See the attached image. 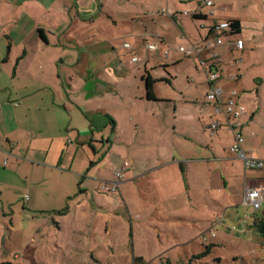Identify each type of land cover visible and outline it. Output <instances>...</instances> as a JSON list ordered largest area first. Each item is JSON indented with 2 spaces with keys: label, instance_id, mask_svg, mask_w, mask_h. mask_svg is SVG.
<instances>
[{
  "label": "crops",
  "instance_id": "obj_1",
  "mask_svg": "<svg viewBox=\"0 0 264 264\" xmlns=\"http://www.w3.org/2000/svg\"><path fill=\"white\" fill-rule=\"evenodd\" d=\"M97 2L0 0V202L13 207L12 203L25 193L26 205L33 211L54 209L63 216L85 203L82 199L74 208L61 206L60 200L77 194L73 190L77 181L81 195L75 199H90L89 211L102 210L105 202L115 200L105 193L119 192L118 198L129 207L146 197L143 191L150 185L167 197L173 181L177 186L188 179L197 199L208 198L211 185L241 183L244 196L246 186L264 184V178L251 177L259 172L264 175V167L246 171L243 160L230 151L233 132L226 117L216 115L214 103L207 98L208 73L217 68L215 84L223 88V98L236 90L238 103L245 107L244 148L264 160V66L258 68L245 60L254 49L264 47V20L250 18L252 34L248 37L240 17L228 14L221 18L239 20L241 31L239 36L224 34L223 43L213 48L221 59L216 65L209 51L199 57L193 55L197 66L207 73L202 81L207 91L205 100L195 105L190 100L158 94L155 86L156 99L147 97L143 85L147 74L156 81L167 79L154 72V53L160 47L147 49L146 41L151 42L153 35L141 34L137 43L144 44L148 55L142 65L132 62L137 45L129 42L128 32L98 35L97 22L110 31L109 23L117 22L108 19L112 18L109 4ZM183 2L186 0L176 1L177 5L169 9L185 27L181 37L184 45L204 43L210 35L198 31L195 36L189 31L181 11ZM212 10L210 14H216ZM192 11L204 15L192 16L200 28L212 25L198 6ZM221 19H214L213 25ZM161 27L159 21L151 19L154 37L163 39ZM126 29L129 31L128 26ZM238 37L245 40L243 49L234 45ZM125 42L132 46L124 47ZM163 56L167 57V52ZM200 58L207 60L205 66ZM216 116L223 124L211 135L208 127ZM83 148L87 152L82 155ZM119 167L125 169L121 179L114 172ZM114 183L115 191L104 190L103 186ZM44 198L54 202L53 206H39ZM261 212L264 214V209ZM243 220L239 225L246 232L250 223ZM203 240H208L207 235Z\"/></svg>",
  "mask_w": 264,
  "mask_h": 264
},
{
  "label": "rangeland",
  "instance_id": "obj_2",
  "mask_svg": "<svg viewBox=\"0 0 264 264\" xmlns=\"http://www.w3.org/2000/svg\"><path fill=\"white\" fill-rule=\"evenodd\" d=\"M105 1L111 8L112 18L108 19L116 21L117 26L109 23L108 28L112 29L110 31L97 22L98 35H121L128 32V40L137 45L134 52L141 59L137 65H142L148 52L144 44H138L137 40L141 39V34L149 32L146 34L153 35L150 41L158 43L160 47L154 53L155 61H152L154 72L167 78L155 82L156 92L200 105L207 92L202 84L207 73L197 66L193 55L187 56L179 52V46L185 44L181 38L185 27L177 15L168 12L180 0ZM188 2L191 5L186 4ZM214 2V7L204 5V0L183 2L182 12H190L196 5L199 10L208 14L207 22H212L211 26L200 28L192 14H184L186 23L189 24L187 28L195 36H198V31L208 33L211 37L216 35L220 31L209 33V27L215 23L214 19H221L228 14L241 18L242 28L248 37L252 32L250 18L264 20V0ZM253 7L258 8V11ZM212 9L216 10V14H210ZM151 19L161 23L163 39L154 37L156 35L150 31ZM127 26L129 31H126ZM224 39L228 40L226 37ZM165 52L167 57L163 56ZM245 60L246 64L253 63L258 68L264 66V47L254 49ZM165 62H168L167 66ZM251 84L254 85L253 80ZM143 85L146 90L145 82ZM262 90L264 92V84ZM172 128L171 126L173 133ZM218 146L221 149L224 147L220 143ZM85 149L90 152V148ZM85 149L82 150V155ZM251 177L264 178V175L259 172ZM236 184L228 187L211 185L208 198L204 199L195 197L189 188L188 179L185 182L181 180L177 186L173 181V186L168 187L167 197V194L160 195L156 187L150 185L143 191L146 197L134 201V205L130 207L118 198L119 192L105 193L116 197L115 200L110 204L105 202L102 210L91 208L89 211L87 208L93 203L90 199H75L81 195L78 194L77 181L73 187L77 194L72 193L71 199L65 200L64 197L60 200L63 204L61 206L71 205L74 208L82 199L85 203L76 212L63 216L54 209L46 212L33 211L27 207L28 199L24 193L12 203L13 207L0 202V264H264L262 237L253 226L254 219L251 220L256 213L264 215L261 212L264 206L255 210L243 204V186L241 183ZM136 189L139 188L136 186ZM39 204L48 208L46 206H53L54 202L44 198ZM3 211L7 213L6 217H3ZM242 218L244 222L250 223L246 232L237 229L241 228L239 220ZM205 228L208 230L203 232ZM206 235L208 240H203ZM206 246L210 248L207 249Z\"/></svg>",
  "mask_w": 264,
  "mask_h": 264
},
{
  "label": "built area",
  "instance_id": "obj_3",
  "mask_svg": "<svg viewBox=\"0 0 264 264\" xmlns=\"http://www.w3.org/2000/svg\"><path fill=\"white\" fill-rule=\"evenodd\" d=\"M214 0H204V5L213 7ZM168 12H171L168 9ZM214 12L213 10L211 11ZM183 14H192L193 16L198 14L196 11H184ZM174 15V14H173ZM220 31L214 36H209L205 39L204 43H191L189 45H180L178 50L180 53L184 55H197L198 57L204 51H209L210 59L215 62L221 61L220 56L212 51L213 48L217 45H221L223 43V35L229 34L231 30V23L229 19H221L215 25H213L211 32ZM147 38V37H146ZM234 45L237 49H243L245 47V40L243 38H236L234 41ZM124 47L130 48L132 45L129 42H125ZM146 47L149 50H156L157 44L146 41ZM141 59L138 55H134L131 59L132 62H139ZM200 63L202 65L207 64V60L200 58ZM219 78V73L216 69H210L208 73V82L210 83V90L207 93V98L210 102L214 103V111L216 115H224L226 117V124L233 132V141L230 144V151L235 154L237 157L243 160L244 168L246 171L250 170H259L264 167V160L257 158L251 155L244 148V140L245 137L242 133L243 127V115L245 113V107L238 103L237 101V91L232 90L228 94L227 97L223 98L225 92L222 87L215 84V82ZM223 122L217 116L211 121L208 130L211 135H213L221 126ZM124 167L117 168L114 172L118 179L123 177ZM104 190L115 191L116 185L115 183L112 186L105 185L103 186ZM242 203L252 207L255 210H260L264 206V185L262 186H246ZM236 228V227H235ZM241 231H244L242 228H237Z\"/></svg>",
  "mask_w": 264,
  "mask_h": 264
},
{
  "label": "trees",
  "instance_id": "obj_4",
  "mask_svg": "<svg viewBox=\"0 0 264 264\" xmlns=\"http://www.w3.org/2000/svg\"><path fill=\"white\" fill-rule=\"evenodd\" d=\"M200 16H204V15H194L193 18H199ZM230 23H231V30L229 35H233V34H238L241 31V24L240 21L237 19H229ZM145 81H146V87H147V97L149 99H156L155 93H154V84L156 82V79L152 78L150 74H147L144 77ZM253 226H255L258 230V232L260 233L262 240H261V244L264 247V215H260L259 213H256V215L254 216V222H253ZM210 246H207V249H209ZM206 253H209L208 251H206Z\"/></svg>",
  "mask_w": 264,
  "mask_h": 264
}]
</instances>
